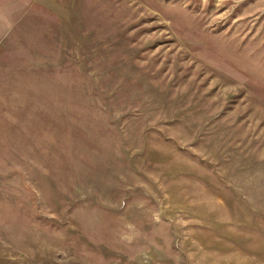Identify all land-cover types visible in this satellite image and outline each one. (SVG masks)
<instances>
[{"label":"rangeland","instance_id":"1","mask_svg":"<svg viewBox=\"0 0 264 264\" xmlns=\"http://www.w3.org/2000/svg\"><path fill=\"white\" fill-rule=\"evenodd\" d=\"M0 264H264V0H0Z\"/></svg>","mask_w":264,"mask_h":264}]
</instances>
